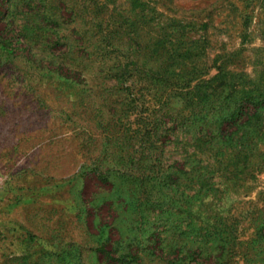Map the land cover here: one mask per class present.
<instances>
[{
	"label": "rangeland",
	"instance_id": "374dc122",
	"mask_svg": "<svg viewBox=\"0 0 264 264\" xmlns=\"http://www.w3.org/2000/svg\"><path fill=\"white\" fill-rule=\"evenodd\" d=\"M0 264H264V0H0Z\"/></svg>",
	"mask_w": 264,
	"mask_h": 264
},
{
	"label": "trees",
	"instance_id": "16d2710c",
	"mask_svg": "<svg viewBox=\"0 0 264 264\" xmlns=\"http://www.w3.org/2000/svg\"><path fill=\"white\" fill-rule=\"evenodd\" d=\"M251 106L255 108V110H257V107L259 108L260 106H257V105H254V101L253 100H245V101H242V104L240 105L239 107V113L237 115L236 118H240V119H243L245 118L244 116L246 115H249L248 111L251 109ZM262 107V106H261ZM260 107V108H261ZM247 117V116H246ZM235 118L234 121H237V119Z\"/></svg>",
	"mask_w": 264,
	"mask_h": 264
}]
</instances>
